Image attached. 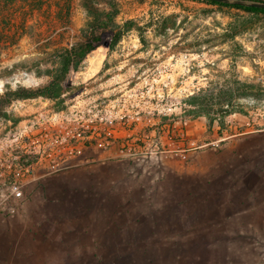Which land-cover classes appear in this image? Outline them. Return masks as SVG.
I'll return each instance as SVG.
<instances>
[{
  "label": "rangeland",
  "instance_id": "obj_1",
  "mask_svg": "<svg viewBox=\"0 0 264 264\" xmlns=\"http://www.w3.org/2000/svg\"><path fill=\"white\" fill-rule=\"evenodd\" d=\"M93 34L59 96L6 102L45 85L64 48ZM52 131L69 135L66 162L49 155ZM20 166L30 174L16 211L0 207V264L254 258L249 235L214 226L211 181L264 173V11L0 0V203Z\"/></svg>",
  "mask_w": 264,
  "mask_h": 264
},
{
  "label": "crops",
  "instance_id": "obj_2",
  "mask_svg": "<svg viewBox=\"0 0 264 264\" xmlns=\"http://www.w3.org/2000/svg\"><path fill=\"white\" fill-rule=\"evenodd\" d=\"M264 172V171H263ZM214 201L212 215L217 213L219 224H214L220 230L228 228L234 232L249 235L257 245L254 258L242 256L241 264H262L264 255V173L242 172L240 176L217 179L214 177ZM211 191V190H210ZM224 210V213H221ZM211 215V216H212ZM214 218H209L213 222ZM246 248V245L243 246ZM248 249H245V251ZM258 255V256H257ZM236 264V263H234Z\"/></svg>",
  "mask_w": 264,
  "mask_h": 264
},
{
  "label": "trees",
  "instance_id": "obj_3",
  "mask_svg": "<svg viewBox=\"0 0 264 264\" xmlns=\"http://www.w3.org/2000/svg\"><path fill=\"white\" fill-rule=\"evenodd\" d=\"M209 4H218L222 6H228L230 8H235L238 10H243L246 12H251L255 10H263L264 8L254 6L253 2H264V0H202ZM122 36V32L119 30L115 32L113 36V43H117ZM99 39L96 34L92 36H87L85 41L79 42L77 44H73L71 46L64 48L62 66L60 71L53 75V77L45 84L36 88H25L19 87L16 91H7L5 93L6 102L12 101L14 98H34L38 96H44L49 98H54L59 96V91L61 89V82L65 80L71 68L76 69L78 67L79 61L85 57L87 53H89L93 47L95 42ZM245 94H249V92H244ZM206 113H210L207 110Z\"/></svg>",
  "mask_w": 264,
  "mask_h": 264
},
{
  "label": "built area",
  "instance_id": "obj_4",
  "mask_svg": "<svg viewBox=\"0 0 264 264\" xmlns=\"http://www.w3.org/2000/svg\"><path fill=\"white\" fill-rule=\"evenodd\" d=\"M49 146V155H55V157L61 161L66 162L70 158V153L72 151L71 142L69 139V135L64 132H50L46 135ZM18 139V137H16ZM21 168V166H20ZM24 172L21 174L14 175L13 180L5 181L6 187L3 191L2 201L0 203L1 210L7 211L9 213H14L16 211V204L19 200H21L24 196L23 194V185L25 178L30 174L29 167L23 166ZM264 264V255L263 261Z\"/></svg>",
  "mask_w": 264,
  "mask_h": 264
},
{
  "label": "water",
  "instance_id": "obj_5",
  "mask_svg": "<svg viewBox=\"0 0 264 264\" xmlns=\"http://www.w3.org/2000/svg\"><path fill=\"white\" fill-rule=\"evenodd\" d=\"M254 6L262 7L264 8V2H253L252 3Z\"/></svg>",
  "mask_w": 264,
  "mask_h": 264
}]
</instances>
